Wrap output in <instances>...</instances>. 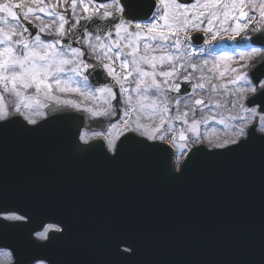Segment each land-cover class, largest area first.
I'll use <instances>...</instances> for the list:
<instances>
[{"label":"snow or ice","instance_id":"obj_1","mask_svg":"<svg viewBox=\"0 0 264 264\" xmlns=\"http://www.w3.org/2000/svg\"><path fill=\"white\" fill-rule=\"evenodd\" d=\"M0 12V123L23 117L38 126L33 115H43L45 100L83 108L108 118L106 133L80 137L85 145L103 136L110 158L130 138L169 154L179 149L177 173L203 147L201 127L209 120L225 131L221 142L208 140L213 149L264 141V101L257 102L264 79L246 71L253 57L264 56V44L251 46L264 38V0H154L144 18L131 13V0H3ZM225 39L235 47H220ZM6 95L15 97L11 111ZM101 96L104 106L90 103ZM118 125L119 144L110 138ZM19 223L32 217L0 204V226ZM53 232L64 228L41 219L32 236L46 243ZM0 255L16 264L14 250ZM30 264L50 261L32 257Z\"/></svg>","mask_w":264,"mask_h":264},{"label":"water","instance_id":"obj_2","mask_svg":"<svg viewBox=\"0 0 264 264\" xmlns=\"http://www.w3.org/2000/svg\"><path fill=\"white\" fill-rule=\"evenodd\" d=\"M153 7L152 0H131L140 18ZM251 44L261 46L264 38ZM251 75L264 78V59ZM45 111L38 126L10 120L11 142L0 141V190L64 232L38 244L21 237L25 227L10 226L19 237L0 238V247L14 250L16 264L30 263V243L39 248L33 257L54 264H264V141L202 147L177 173L171 154L131 138L115 158L94 142L81 145L80 130L89 123L84 113ZM123 246L132 254L118 251ZM45 249L52 253L42 256Z\"/></svg>","mask_w":264,"mask_h":264},{"label":"flooded vegetation","instance_id":"obj_3","mask_svg":"<svg viewBox=\"0 0 264 264\" xmlns=\"http://www.w3.org/2000/svg\"><path fill=\"white\" fill-rule=\"evenodd\" d=\"M26 3L27 2H29V0H26L25 1ZM4 14L2 13V12H0V17H2ZM195 34H200V33H193V35H195ZM198 43H201L200 41H198ZM220 47H222V48H230V47H235V43L233 42V41H231V42H225V41H220ZM238 50H243V49H238ZM258 57H261V55H259V56H257V58ZM258 61V60H257ZM256 61V62H257ZM256 62H254V64L256 63ZM253 64V65H254ZM253 66L251 65H249V68L246 70V71H248L249 72V70L252 68ZM99 80H100V83H103V80H102V78H98ZM97 86H100L99 84H97ZM114 91L115 92H118V88H115L114 89ZM73 99H79V97H76V96H73L72 97ZM45 103V102H44ZM46 103H48V102H46ZM90 103H94L96 106H104V97L103 96H101L100 97V99H98L97 101H95V102H90ZM53 104H56V103H53ZM56 105H61V106H65V105H62V104H56ZM68 107H70V106H68ZM70 108H73V107H70ZM73 109H77V108H73ZM83 108H80V109H77V110H82ZM44 116V113H43V115L42 116H39V117H37L36 119L38 120V119H40V118H42ZM92 117V116H91ZM92 132L91 133H85V132H83L82 133V136L85 138V139H88L89 137H94V134L95 133H97V132H100V133H106L107 132V120H108V118L107 117H102V118H96V117H92ZM113 122L115 123V118H113ZM3 126H10V127H12V122H10V123H0V127L1 128H3ZM123 130H122V128H120L119 127V125L116 127V128H114V129H112V132H111V139L114 141V142H116L117 141V137H119V135L121 134V132H122ZM113 132H115L116 133V135H113ZM3 134H4V132L3 131H1L0 130V135L2 136V137H4L3 136ZM81 136V137H82ZM94 139H101V140H103V142H102V148H104L105 149V147L107 148V140L106 139H104V137L103 136H100V137H95ZM202 139H203V137H202ZM93 140V139H92ZM92 140H89V142L90 141H92ZM82 141V140H81ZM83 142V141H82ZM207 147H209V148H211V145L210 144H207L206 143V141H205V143H204ZM179 155V149H174V156H176V159H177V156ZM0 204H3V201H2V198L0 199ZM63 259H61V261L59 262V263H63ZM11 262H12V259L11 258H5L4 256H2V255H0V264H11Z\"/></svg>","mask_w":264,"mask_h":264},{"label":"rangeland","instance_id":"obj_4","mask_svg":"<svg viewBox=\"0 0 264 264\" xmlns=\"http://www.w3.org/2000/svg\"><path fill=\"white\" fill-rule=\"evenodd\" d=\"M255 57H253L251 61H253ZM4 102L8 105V109L12 110L15 104V97L6 95L4 98ZM43 102H50V101L45 100ZM216 115L217 113H214V112H206V113L198 112L197 118L201 116L209 117V116H216ZM37 117H39V115H33L34 119H36ZM113 133H114L113 135H116L115 132ZM201 133H202L203 139H204V134L206 133V137H207L206 142L210 140L212 143H218V142H221L225 138V131L223 129V126L217 124L215 120H209V123L207 125H202Z\"/></svg>","mask_w":264,"mask_h":264}]
</instances>
